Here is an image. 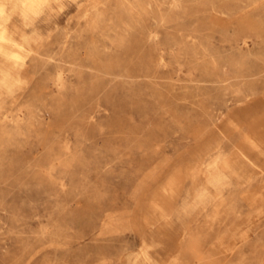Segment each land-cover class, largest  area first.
<instances>
[{"label": "rangeland", "instance_id": "1", "mask_svg": "<svg viewBox=\"0 0 264 264\" xmlns=\"http://www.w3.org/2000/svg\"><path fill=\"white\" fill-rule=\"evenodd\" d=\"M6 30L0 264H264V0L15 3Z\"/></svg>", "mask_w": 264, "mask_h": 264}, {"label": "bare ground", "instance_id": "2", "mask_svg": "<svg viewBox=\"0 0 264 264\" xmlns=\"http://www.w3.org/2000/svg\"><path fill=\"white\" fill-rule=\"evenodd\" d=\"M43 0H0V49L6 46H12L17 49L21 48V44L18 42H15L8 36V32L6 30V24H7V13L11 10L12 6H14L15 3H19L21 7L24 9H30L39 2ZM245 12V10H244ZM244 14V13H243ZM245 16V15H244ZM243 17V16H242ZM241 17V19H242ZM235 18V17H234ZM245 18V17H244ZM238 19V17H237ZM246 19V18H245ZM239 20V19H238ZM243 20V19H242ZM236 21V20H235ZM239 156V155H238ZM243 157V155H242ZM245 158V157H244ZM246 159V158H245ZM228 161V160H227ZM248 161V160H247ZM251 164V163H250ZM254 166V165H253ZM255 167V166H254ZM261 172V171H260ZM264 187V186H262ZM257 188V186H256ZM249 193V192H248ZM261 193V192H260ZM258 198V197H257ZM257 200V199H256ZM261 200V199H260ZM210 201V200H209ZM251 202V201H249ZM255 202V201H254Z\"/></svg>", "mask_w": 264, "mask_h": 264}]
</instances>
